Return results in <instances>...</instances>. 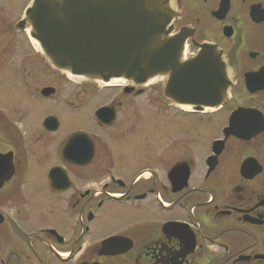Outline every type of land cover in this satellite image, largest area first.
Masks as SVG:
<instances>
[{
  "label": "flooded vegetation",
  "instance_id": "1",
  "mask_svg": "<svg viewBox=\"0 0 264 264\" xmlns=\"http://www.w3.org/2000/svg\"><path fill=\"white\" fill-rule=\"evenodd\" d=\"M31 1L0 0V264H264V0H173L186 57L212 43L228 66L203 110L69 78L29 37ZM56 79L112 96L56 100ZM154 113L178 130L153 137Z\"/></svg>",
  "mask_w": 264,
  "mask_h": 264
},
{
  "label": "water",
  "instance_id": "2",
  "mask_svg": "<svg viewBox=\"0 0 264 264\" xmlns=\"http://www.w3.org/2000/svg\"><path fill=\"white\" fill-rule=\"evenodd\" d=\"M179 13L173 0H34L25 22L48 62L63 72L137 85L164 77L168 99L218 106L232 87L223 52L193 41L198 52L183 58L188 35L175 31Z\"/></svg>",
  "mask_w": 264,
  "mask_h": 264
},
{
  "label": "rangeland",
  "instance_id": "3",
  "mask_svg": "<svg viewBox=\"0 0 264 264\" xmlns=\"http://www.w3.org/2000/svg\"><path fill=\"white\" fill-rule=\"evenodd\" d=\"M9 5L13 6V7H17L16 5H20V4L17 3V2H14V3L10 2ZM4 13L6 15H8L9 11H8V13H6V12H4ZM5 14H3V16H5ZM8 17H9V19H12V17H10L9 15H8ZM3 32H10V30L3 31ZM0 36H1V33H0ZM1 39L2 38L0 37V47H4L3 44L6 43V42H4V40H1ZM17 45H18L19 48L26 47V45H24V43L21 40H19L17 42ZM52 76H48L45 73L44 74L41 73V76H40L41 83L42 82L43 83L44 82H48L49 80L53 81L55 76L54 75H52ZM162 82H163V80L161 81L160 78H156L153 83H151L149 85H146L149 88V92L147 94H145V95L140 96L141 98L137 99V100H152V99H158V98L163 97V91H162L163 90V88H162L163 87V83ZM53 83L60 90L59 94L56 96V100H61L62 97H66V96H69L72 99H76L77 97L85 95V93H87L86 97L88 98V100H109L110 97L112 96L111 95L112 94L111 91H110V93H106L104 95L99 94V93L95 94V92H91V89H85V88L81 89V88L76 87L75 85L69 84L68 82L65 83L63 81H60L59 79H56V81L53 82ZM72 91H74V92L72 93V95H70ZM112 92L115 93L116 91H112ZM90 112L91 111L89 110V112H88L89 115H90ZM145 115H146V110L142 109L140 111L141 118L143 119L145 117ZM172 117H173V115L170 114L169 115V119H171ZM150 129L153 132V137H157L159 139H160L161 135L168 134V131L173 133V132L178 130V128L176 126H173L172 128L169 129V124H168V126H165L163 124V122L159 118L156 119L155 118V113L151 116ZM161 150H162L161 142L159 143V140L157 142L154 141V144H153V154H154V156H157L161 152ZM98 225H99L98 221L93 223L94 227H97ZM123 225H124V223H120L121 227ZM110 227H111V225H109L106 228H110Z\"/></svg>",
  "mask_w": 264,
  "mask_h": 264
},
{
  "label": "bare ground",
  "instance_id": "4",
  "mask_svg": "<svg viewBox=\"0 0 264 264\" xmlns=\"http://www.w3.org/2000/svg\"><path fill=\"white\" fill-rule=\"evenodd\" d=\"M74 77V76H73ZM74 78H78L79 79V77H74ZM115 81H118V80H113L112 82H115Z\"/></svg>",
  "mask_w": 264,
  "mask_h": 264
}]
</instances>
